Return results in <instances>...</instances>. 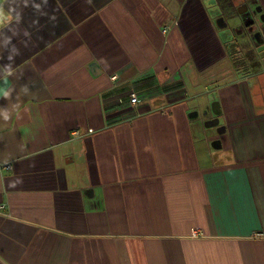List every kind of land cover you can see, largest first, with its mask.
Returning <instances> with one entry per match:
<instances>
[{"label":"crops","instance_id":"1","mask_svg":"<svg viewBox=\"0 0 264 264\" xmlns=\"http://www.w3.org/2000/svg\"><path fill=\"white\" fill-rule=\"evenodd\" d=\"M254 25L264 0H0V264H264Z\"/></svg>","mask_w":264,"mask_h":264},{"label":"rangeland","instance_id":"2","mask_svg":"<svg viewBox=\"0 0 264 264\" xmlns=\"http://www.w3.org/2000/svg\"><path fill=\"white\" fill-rule=\"evenodd\" d=\"M245 16H247L248 21L253 20L252 14H251L250 11L247 12ZM243 22H245V20H243ZM253 22H255V21L253 20ZM260 22H261V20L259 19V17L256 16V23L259 24ZM229 23L231 25H233V28L241 27V20L240 19H236V20L230 21ZM255 29H256V25H254L252 30H255ZM234 36H235L236 40L238 41L237 47L239 48V54L240 55L256 54V50L257 49L249 41L247 34H245L243 32L241 35H234ZM251 38L254 41L252 36H251ZM254 43H255V41H254ZM261 50L264 51V44L261 46ZM240 60H244V59H240ZM247 62H250V60H247ZM262 76H264V75H262ZM259 80H260V82H262V86H263L264 85V81H261L262 78H260ZM256 87H259V85H257ZM254 93H255V96H254L255 97L254 98L255 102L256 103H264V90H262V92H257V93L253 92V94ZM208 129H212V131H214L216 133V129H214V128H208Z\"/></svg>","mask_w":264,"mask_h":264},{"label":"flooded vegetation","instance_id":"3","mask_svg":"<svg viewBox=\"0 0 264 264\" xmlns=\"http://www.w3.org/2000/svg\"><path fill=\"white\" fill-rule=\"evenodd\" d=\"M246 5H247V2L244 1V5L243 6L246 7ZM246 9H247V7L245 8V10ZM253 9H254V7L250 8L248 10V12L250 11L251 14H254L255 11ZM252 33H255V34L252 35V37H253L255 42H260V43L264 44V25H261V26L257 27L255 30H252Z\"/></svg>","mask_w":264,"mask_h":264},{"label":"built area","instance_id":"4","mask_svg":"<svg viewBox=\"0 0 264 264\" xmlns=\"http://www.w3.org/2000/svg\"><path fill=\"white\" fill-rule=\"evenodd\" d=\"M129 101L131 105H135L137 103V97L134 93H131ZM6 167H9V166L7 165Z\"/></svg>","mask_w":264,"mask_h":264}]
</instances>
